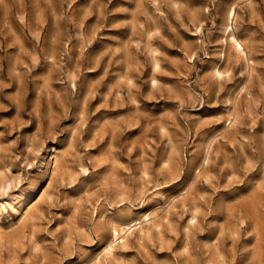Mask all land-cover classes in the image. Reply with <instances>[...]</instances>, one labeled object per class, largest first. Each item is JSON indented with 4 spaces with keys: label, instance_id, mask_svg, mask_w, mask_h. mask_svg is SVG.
Here are the masks:
<instances>
[{
    "label": "rangeland",
    "instance_id": "obj_1",
    "mask_svg": "<svg viewBox=\"0 0 264 264\" xmlns=\"http://www.w3.org/2000/svg\"><path fill=\"white\" fill-rule=\"evenodd\" d=\"M0 171L1 264H264V0H0Z\"/></svg>",
    "mask_w": 264,
    "mask_h": 264
},
{
    "label": "bare ground",
    "instance_id": "obj_2",
    "mask_svg": "<svg viewBox=\"0 0 264 264\" xmlns=\"http://www.w3.org/2000/svg\"><path fill=\"white\" fill-rule=\"evenodd\" d=\"M228 18L230 19V18H233L234 16H236V10H235V8L234 7H230V9H228ZM231 20V19H230ZM229 26V25H228ZM226 27V26H225ZM227 28V27H226ZM232 27L230 26V29H231ZM227 30V29H226ZM233 30V29H232ZM230 34V41L232 42V44L234 45V47H235V49H236V51L237 52H239V53H245L244 52V47H243V42H242V39L241 38H237L236 36H235V34L234 33H229ZM229 37V36H228ZM219 74H221V71L220 70H218L217 71ZM57 153V152H56ZM53 157V164H54V166L52 167L53 168V171H55L56 169H58V168H60L61 166H60V164L62 163L61 162V160H60V158H59V156L57 155V154H54V156H52ZM209 159V154L207 153V155H206V157H205V161H207ZM50 163V162H49ZM205 163V162H204ZM49 168V167H48ZM11 179L4 173V172H2V171H0V185L4 188V189H6V188H8V187H10V184H11ZM43 190V189H42ZM43 192V191H42ZM40 194V193H39ZM183 195V194H182ZM38 197V196H37ZM35 198V199H31L30 201H28V202H26V205H25V209L23 210V212L21 213V216H19V217H21V219L23 220L25 217H26V215L30 212V210L33 208V206L37 203V201H38V199L39 198ZM15 201V200H14ZM25 201H27V200H25ZM23 203V202H22ZM15 210H17V208H15ZM156 211V210H155ZM19 213H20V211H19ZM153 213V212H152ZM151 213V214H152ZM156 213V212H155ZM157 213H158V211H157ZM156 213V214H157ZM144 218L145 219H149L150 218V211H144ZM153 216V215H152ZM195 215L192 217L193 219H195ZM151 218H153V217H151ZM140 218H138V219H133L132 218V220H129L128 222H119L118 224H117V226H114V224H113V226H114V228H113V230H114V234L112 233V235H113V237H111V239H110V241L109 242H107L106 243V245L104 246V249H103V251H104V254H105V256H102V254H100L101 256H99L97 259H99L100 261L102 260V258L101 257H107L108 255H114L115 256V252H114V248H116L115 247V243H116V241H118V239L120 238V240L119 241H121V242H123L124 244H125V242L127 243V241H128V235H129V233L130 232H132V233H134V229L136 228V227H134L133 228V226H135V225H137V224H139V229H140V231H143V228H144V226L141 224L142 222H141V220H139ZM155 219V218H154ZM19 220H20V218H19ZM25 220V219H24ZM144 220V219H143ZM1 225H0V241H1V238H2V235H1ZM132 228V229H131ZM122 231V235L120 234L119 235V233ZM144 232V231H143ZM142 233V232H141ZM122 243V244H123ZM103 254V255H104ZM107 259V258H106ZM109 260V259H108ZM107 260V262H109ZM107 262H104L105 264H107ZM0 264H1V261H0ZM98 264V263H97Z\"/></svg>",
    "mask_w": 264,
    "mask_h": 264
}]
</instances>
